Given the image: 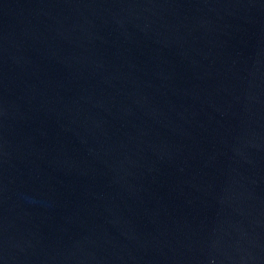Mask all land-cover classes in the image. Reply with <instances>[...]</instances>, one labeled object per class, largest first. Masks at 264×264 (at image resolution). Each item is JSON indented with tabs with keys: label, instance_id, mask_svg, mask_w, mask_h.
I'll use <instances>...</instances> for the list:
<instances>
[{
	"label": "water",
	"instance_id": "1",
	"mask_svg": "<svg viewBox=\"0 0 264 264\" xmlns=\"http://www.w3.org/2000/svg\"><path fill=\"white\" fill-rule=\"evenodd\" d=\"M0 264H264V0H0Z\"/></svg>",
	"mask_w": 264,
	"mask_h": 264
}]
</instances>
